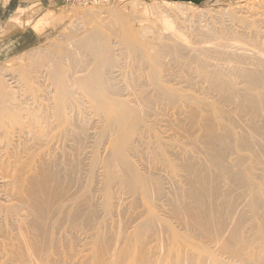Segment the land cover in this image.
<instances>
[{"label":"bare ground","instance_id":"1","mask_svg":"<svg viewBox=\"0 0 264 264\" xmlns=\"http://www.w3.org/2000/svg\"><path fill=\"white\" fill-rule=\"evenodd\" d=\"M166 1H167V4L168 3H174V4L180 3V2H169L168 0H166ZM182 4H181V6H182ZM181 6H179V8ZM174 7H175V5H174ZM159 9H160V7H159ZM262 13H264V12H262ZM109 15H107V16H109ZM115 17H112V18H115ZM162 17H163V19L161 21H163L162 23H163L164 29H166V31H165L166 35L173 40L172 42H175V45H179L180 48H181V46H183V48L190 49L191 51L192 50L195 51L198 48L199 51L200 50L201 51L200 52L196 51L195 54L193 53L194 54L193 59H195V61H197L198 64H199V62H202V61H204V63H205L207 58L209 57L208 56L209 52L208 53L206 52L207 54L203 55L202 51L204 52L205 50L207 51L209 49H207V47H203V46H201L200 48L198 46L197 47L190 46V43H189L190 41L187 42L188 38L186 37L187 38V40H186V38L184 37L185 35L183 36V34L180 33L179 30L177 31L173 28L170 19L166 18L168 16L163 15ZM114 21H113V23H115V25H116V22H114ZM104 22L106 23L105 19H104ZM252 22H254V21H252ZM110 23H112V22L110 21ZM113 23H112V25H113ZM106 25H108V26H106ZM124 25H122V26L124 27ZM258 25L260 26L262 24L259 23ZM88 26H85L87 28H85L83 26L80 29L81 30L80 36L77 35L76 37L69 38L70 40L67 39L68 41H66L65 44L63 42L64 46L60 47V49L57 51V53H55L53 56L42 59V61H40V62L38 61L39 63H35L34 65H31L29 68H25V70L23 69L21 72L18 71V72H20L19 75H15L13 73L0 75V264H264V174H262L264 171H262V173L259 172L260 174L258 173L256 175L255 174L247 175L246 180L248 183H246L245 179H243L245 181V183L248 184L247 186L245 184V187L247 189V190H245L246 192H244V190L242 188L240 190V192L241 191H243V192H242V194L239 193L240 195L238 196V198H236L237 199L236 202L234 201V203H235L234 205H231L233 203H230V207H227L226 209H224L226 207L225 206L222 210L219 209L220 211L218 212V214H214L215 211L213 212V210H212L213 208H211L212 206L207 207L204 204L203 201H205V199L203 200V196H205L204 192H206V195L211 198V196H212L211 192H212V190H214L215 186L214 187H213V185L209 186L208 185L209 183L206 184L207 182H205L204 185L201 183V185H202L201 187L198 184L197 187L198 186L199 187L195 188L193 186V184H194L193 181L191 182V180L194 177L191 176L192 179L190 180L184 174L182 175L181 171H180V173L177 172V168L179 169V167H183L182 169L186 170L184 168H187L190 165L188 166L186 163L181 164L183 162H181V163L179 161L176 162L177 158L170 159L167 156V153L169 151L168 150L169 148L167 149L168 151H166L167 144H168L167 141L171 138V134L167 133V132H169L168 128H167V122L170 121V123L173 124L174 121H173V123L171 122L170 117H169L170 116L169 112H166V107H168L170 105L174 106V104H176V102H177V99L179 100V98H180L179 95L173 94L176 92V90H175V92H170V90H172V87H171V85H170V87H168L169 85H167V81H169L170 78H169V80L166 81L165 79H161L159 77L160 75L158 76V74H160L161 72L157 73V71L154 69H153V71L150 70V76L152 78V83L156 84L154 90H156L157 95L155 96V98H151L154 96H149L146 93L147 91H150V93H151V90H147L144 93L142 91L141 94H139V95L137 94L136 96H131V94H127V92L122 94L123 90H125V89L128 90L127 89V85H128L127 81L125 82L123 80L124 84L126 85L125 86L126 88H124L122 90L121 88H118L117 80L121 77L125 78V76H126L125 73L123 72L124 66L126 64L124 65L123 62L126 60L125 54L127 56V53L123 52L124 48L121 47L119 41L117 42L116 39L114 38V35L116 36L117 31L113 30L112 27L109 25V23L105 24V26L100 25V26H95L93 28H88ZM115 27L116 26H114V28ZM125 27H127V26H125ZM207 27H208V25H207ZM120 28L121 27H119V29ZM144 28L145 27H143V29ZM132 29H134V27ZM145 29L147 30V28H145ZM200 29H202V27ZM224 29H225V27H224ZM241 29H243V28H241ZM80 30H79V32H80ZM125 30L128 31V29H125ZM134 30H136V29H134ZM180 30H181V28H180ZM231 30H233V29H231ZM214 33H215V31H214ZM144 34H145V32H144ZM261 34H262V32H261ZM201 35H203V34H201ZM211 35H213V33ZM217 35H219V34H217ZM117 36H119V35H117ZM207 36H209V35H207ZM214 36H216V35L214 34ZM219 36H217V37H219ZM243 36H244V34H243ZM251 37H253V36L251 35ZM211 38H213V37H211ZM222 38H223V36H222ZM239 38H241V37H239ZM254 38H255V35H254ZM208 39H207V41L210 40V39L209 40ZM228 39L229 38H227V40ZM245 39L246 38H244L243 41H245ZM123 40L124 41H122L121 44H124L125 48H129L128 53L131 54V52H133V50H134V52L136 51L135 47H132L133 44L131 42H133V40L131 39V42H130V39H129L127 34L124 36ZM222 40L223 39H221L220 43H222ZM214 41L215 40H213L212 42H214ZM236 41L237 40H235V42ZM203 42H204V40H203ZM232 42H233V40H231V43ZM251 42H253V41H251ZM143 43L146 44V46H147L146 48L148 49V51L151 54L152 58L154 59L155 63L160 64L161 63L159 61L160 56H161L160 54H162V53L164 54V50H165L164 47L166 45L161 46L162 44L160 42L159 44H161L160 45L161 48L159 50V48H156L155 46H153V44H151V42H149L148 40L146 42L143 41ZM223 43H222V45H223ZM135 44H136V41H135ZM159 44H157V45L159 46ZM210 44H212V43L210 42ZM218 44L219 43H217L216 45H218ZM247 44H248V42H247ZM256 44H257V42H256ZM216 45L214 44L215 47H219L220 44L218 46H216ZM242 45L243 46H241V44L239 45L238 42H237V44H235V43L232 44V46H233L232 51H230L226 48L228 50L227 53L231 54L233 56L237 55L238 57H241V58L243 57V59L245 57L249 60L251 59L252 62H250V63L252 65H256V66L262 65L263 66V63H264V52L263 51H264V49L261 48V51H259V47L256 48L258 50L254 49L253 48L254 43H253V46L251 45L250 48H248L249 45L248 46L244 45V42ZM169 46H170V44H169ZM226 46L228 47V44ZM245 46H247V47H245ZM257 46H259V45H257ZM209 47H211V46H209ZM166 48H168V47H166ZM175 48H176V46H175ZM223 48L221 47V49H223ZM228 48H230V47H228ZM138 49H140V48H138ZM169 49H167V50L169 51ZM173 49H171L172 53L174 51ZM212 49H210V50H212ZM221 49L219 51H223ZM129 50L131 52H129ZM140 50L142 51V49H140ZM171 50L169 51L170 53H171ZM177 52H178V49H177ZM182 52H184V51H182ZM186 52L187 53H185V54H188V50ZM210 52H212V51H210ZM214 52H212V53H214ZM178 53H180V52H178ZM130 54H128V56ZM191 54L192 53H190V56H191ZM224 54L225 53H223V55ZM167 55H169V53ZM215 55H216V53H215ZM217 55H218V53H217ZM231 55H228V56H231ZM32 56H34V55H32ZM128 56H127V59H129ZM144 56H142V57L144 58ZM162 56L164 57V55H162ZM206 56H207V58H206ZM237 56H236V58H237ZM136 57H138V55H136ZM138 58H140V56ZM166 58H167V56H166ZM204 58H205V60H204ZM215 58H216V56H215ZM168 59H170V58L168 57ZM190 59H189V62L191 61ZM208 59H211V58H208ZM225 59H226V54H225ZM135 60H137V59H135ZM146 60L148 61L149 59L147 58ZM230 60L232 61V60H234V58L230 59ZM126 61H125V63H126ZM238 61H240V58H238ZM138 62H140V61L138 60ZM216 62H217V60H216ZM226 62H223V63H226ZM129 63H130V60H129ZM148 63H146V64L148 65ZM165 63H167V62H165ZM190 63H187V65ZM204 63H203V66H204ZM247 63H249V62H247ZM231 64L233 65V63H231ZM236 64H238V63H236ZM236 64H234V65H236ZM239 64L242 65L241 62H239ZM142 65H144V64H142ZM147 65L146 66L144 65V66L146 68H148ZM206 65H207V63H206ZM240 65H236V66L239 68ZM144 66H143V68H144ZM199 66H198V69H199ZM203 66H202V68H203ZM216 66H214V67H216ZM229 66L231 67V65H229ZM246 66H247V64H246ZM220 67H222V65ZM232 68L233 69L231 71L234 70L233 66H232ZM254 68H252L251 66L250 67H242L241 71H240L241 73H242V70H243V72H245L246 77L244 76L245 79L244 78L243 79H244V82L246 83V85L250 89L251 88L255 89L258 87V85L260 86V83L262 84V81L261 82L259 81V79L261 77H262L261 80H263L262 74H260L261 77H258V75H259L258 71L259 70L256 72L254 70ZM198 69H196V70L200 71ZM216 69H217V67L215 69H213V71H216ZM141 70H143V69H141ZM193 70H195V69H193ZM207 70L208 69H206V71ZM209 70H211V68H209ZM223 70H221V71H223ZM256 70H257V68H256ZM124 71H126V70H124ZM165 71H166V69H165ZM234 71H238V70H234ZM135 72H137V71H135ZM240 72H238V73H240ZM199 73H198V75H199ZM208 73H209V71H208ZM227 73L228 72L225 73L226 76H227ZM236 73H235V75L232 76V79L229 76V78L232 80V82L234 79L233 77L235 76V78H236ZM238 73H237V75H238ZM262 73H264V72L262 71ZM140 74H142V73H140ZM193 74H195V73H193ZM214 74L216 75V72L213 73L212 75H214ZM221 74H222V72L220 73V75ZM229 74H231V73H229ZM232 74H233V72H232ZM168 75L170 76V74H168ZM161 76H163V75H161ZM238 76H240V75H238ZM134 77H136V76H134ZM134 77L132 76V78H134ZM171 77H173V76H171ZM203 77L204 76H202V79H203ZM163 78H165V77H163ZM174 78H176V77L174 76ZM177 78H179V76ZM186 78H188V77H186ZM199 78H201V75ZM216 78H219V77H216ZM219 79H221V78H219ZM120 80H122V79H120ZM142 81H143V79H142ZM187 81H189V79ZM214 81H215V78H214ZM216 81H218V79ZM225 81H223V83ZM236 81H238V80H236ZM236 81H235V83H236ZM239 81H240V79H239ZM130 82H132V81H130ZM134 82H135V80H134ZM139 82H141V81H139ZM219 82H220V80H219ZM219 82H217V83H219ZM152 83H151V85H152ZM210 83H211V80H210ZM134 84H138V83H134ZM221 84H222V82H221ZM225 84L227 86H229L228 83H225ZM138 85L140 86L141 84H138ZM138 85L137 86L134 85V86L138 87ZM166 85H167L168 89L165 87ZM41 86H42V88H44V87L49 88L48 89L49 91L47 93H49L50 91L53 93L52 97L54 99V102H53V106H52L53 108H51V109H54L55 114L59 115V117H61L62 119H63L64 113H65L66 106L68 104H69V107L72 106V105L70 106V103L73 102V96L72 95H74V94L75 95L78 94L81 97V99L83 97L82 100H84V103L86 102L87 104H89L88 107H90V109H92L94 112H96L97 114H100L104 117V119H102L103 120L102 124L101 125L99 124L100 125L99 130L96 132H90L92 130H90V131L87 130V131H89L88 134H86V132H85L86 128H84L85 131L83 129L85 122H84V125H83V123H81L82 121L79 122L80 124L83 125L82 126L83 130L81 129L80 131H84V133L87 135L86 142H85V143H87V145L84 144V146H87L88 149H90L88 151L89 152L88 157L90 158L89 160L91 161V163H93V165H94V163L95 164L99 163V165L101 167L99 169V171L97 170L98 172L96 171V173H95V171H93L92 168L89 169V167H88L90 173L88 174V177L86 180L83 179L85 181V183H81V189H84L86 191L91 190L93 192L92 197H94L93 198L94 202L91 201L94 203L93 204L94 205V207H93L94 216H93V218L91 217L93 219V221H91V224H89V229H88L89 231L87 229H86L87 231L86 230L80 231L81 229L79 231H68L70 229L68 228V226L66 227V223H64L65 217L67 216V218H68V216L70 217V216H72V214L74 216H77V213H78V216H80L79 215L80 210L83 208H80V206H79L80 204L73 206L72 203H71V205L65 203L64 199H66V198L63 199V197H62L63 200L60 199V196H62V194H61L62 192L60 193V196L57 193V196L59 198L54 197V199H53V197H52L53 194H51V191H50L51 185L49 188L48 183L45 181L47 178L46 177L47 175L45 176V174L49 171L48 170L49 167H47V165L44 164L45 162L47 163V161L44 162V159L46 158V156L44 155L45 157H43V155H42V158L40 156L37 158V156H38V154H36L37 151L35 152L34 150H33L34 152L32 154L30 152V154L28 156H27V154H26V156H20L17 154L18 151L16 153L13 152L15 143L17 145V143L22 141V139H24V140L26 139L27 141L29 139L32 141L35 140L34 142H36V140L39 138L38 137L39 131L35 130V129L34 130L31 129V128H29V126H32L34 124V120H33V118L30 117V115L32 112L37 111V110H35L36 108L34 109V106H35L34 104L36 103V102L34 103V101H35L36 95L39 91V87H40V89H42ZM145 86L146 85L144 84V88H145ZM181 86H180V88H181ZM189 86H188V88H190ZM130 87H129V89H130ZM186 87H187V85H186ZM212 87H213V85H212ZM146 88H147V86H146ZM184 88H182V89H184ZM220 88L221 87L218 85V89H220ZM224 88H225V86H224ZM235 88H237V87L236 86L233 87V89H235ZM259 88H261V86ZM262 88H264V87H262ZM119 89H121V90H119ZM133 89H135V87H131V91H133ZM174 89L175 88H173V90ZM229 89H232V88H229ZM142 90H144V89H142ZM217 91H219V90H217ZM244 91H247V90L244 89ZM262 91H264V90L262 89ZM43 92H44V90H43ZM43 92L40 94H43ZM139 92L140 91H138L137 93H139ZM177 92L180 93L181 91L180 92L177 91ZM243 92L241 91L240 94H242ZM152 93H153V91H152ZM152 93H151V95L155 94V93L154 94H152ZM181 93H183V92H181ZM191 93H193V92L191 91ZM205 93H204V95H205ZM220 93H223V92H220ZM235 93H238V90ZM235 93H234V96H235ZM257 93H259V92H257ZM261 93H263V92H261ZM185 94H187V96H188L189 92L183 93L184 96H185ZM228 94H230L229 91H228ZM190 95H192V94H190ZM195 95H196V93H195ZM197 95H198V93H197ZM223 95H225V94H223ZM245 95H246V92H245ZM254 95H255V93H254ZM42 96H43V98L47 97V96L44 97V95H42ZM199 96H201V95H199ZM237 96H236V98H237ZM192 97H194V96H192ZM192 97H191V99H192ZM238 97H240V96H238ZM30 98H32V101H33L32 104H28V102H27V100ZM40 99L41 98H39V100ZM184 99L186 100V98H184ZM214 99L216 100V97ZM248 99L246 100V97H245L246 101H248ZM250 99H251V97H250ZM50 100L51 99H49V101ZM164 100H168V102H166L167 103L166 106L164 105L165 107H161V108L157 109V108H154L151 106L152 105L151 103L153 101L155 103L156 102L159 103L160 101L163 102ZM210 100H211V98H210ZM223 100H224V97H223ZM233 100H234V98L232 99V102H233ZM235 100H237V99H235ZM263 100H259V101H263ZM46 101L48 103H52V102H49L48 99ZM198 101H200V100H198ZM238 101H239V98H238ZM189 102H191V101H188V103ZM206 102H208V100ZM221 102H222V99H221ZM256 102H257V100H256ZM40 103H41V101H40ZM190 104H187L188 105L187 107H190ZM228 104H229V100H228ZM234 104H236V103H234ZM262 104H264V102ZM262 104L260 106H263ZM212 105H213V103H212ZM224 105H222V106H224ZM250 105H252V104L250 103ZM80 106L81 105L79 104L78 107H80ZM153 106H155V105H153ZM210 106H211V104H210ZM210 106L208 105V107H210ZM222 106L220 107L218 105L217 106L213 105V106H211L212 107L211 109L209 108V110L213 111V115H215V117L224 119L226 117V115L222 111ZM227 106L225 105V107H223V109L224 108L227 109ZM231 106L235 107L233 105H231ZM231 106L229 105V107H231ZM246 106H243V108ZM192 107H194V106H192ZM204 107H205V105H204ZM239 107H240V103H239ZM249 107L251 108L253 106H249ZM247 108H245V109H247ZM45 109H47V107ZM85 109H87V108L85 107ZM189 109H188V111H190ZM257 109L259 110V108H257ZM174 110L176 111L175 108H174ZM181 110L182 109H180V108L178 109L177 116H179V114H181ZM227 110H226V112H227ZM258 110L256 112L259 114ZM263 110H264V107H263ZM67 111H69L68 108H67ZM75 111H76V109H75ZM183 111H185V110H183ZM212 111H210L211 114H212ZM250 111H252V110L250 109ZM85 112H86V110H85ZM192 112H193V110H192ZM200 112L201 111H199V113ZM206 112H208V111H206ZM230 112H232V111H230ZM240 112H242V111H240ZM244 112H247V110ZM76 113H78V112L76 111ZM186 113H188V112H186ZM233 113L236 114V116L233 115V117L235 116V117L239 118L241 115L238 112L239 113V117H238L237 112L236 113L233 112ZM46 114L47 113H45V115ZM193 114H192V116H193ZM211 114H209L210 117L212 116ZM245 114H244V116H242L243 118L241 117L242 119H244V117L246 116ZM70 115L73 117L72 114H70ZM100 115H97V116H100ZM172 115H174V114L171 113V116ZM206 115H208V114H206ZM229 115H230V113H229ZM256 115H255V118H257ZM46 116H48V115H46ZM51 116H53V115H51ZM74 116H77V115H74ZM200 116H203V115H200ZM247 116H249V115H247ZM90 117H91V115H90ZM195 117L193 120L197 121L198 119L196 120ZM250 117H251V119L254 118V117H252V114ZM260 117L262 118V116H260ZM44 118H46V117L44 116ZM55 118L57 121L58 118L57 117H55ZM76 118H74V119H76ZM80 118H82V117H80ZM190 118H191V116H190ZM202 118H204V117H200V121ZM212 118H213V116H212ZM46 119L48 120L47 122H50L48 117ZM179 119H180V117L177 120H179ZM228 119H229V116H228ZM181 120H180V122H181ZM184 120L187 121L186 118H184ZM184 120H182V121L185 122ZM215 120H220V119H214V121ZM54 121H55V119H54ZM58 121L60 122V119ZM66 121L69 122V120H66ZM210 121H211V119H210ZM234 121H232V122H234ZM236 121H237V124L238 123L240 124V122H241V121L239 122L238 120H236ZM42 122L44 123V120ZM42 122L40 120L41 124H43ZM47 122L44 125H47ZM219 122L221 123V121H219ZM225 122H223V123L225 124ZM254 122L256 124V120ZM254 122H253V124H254ZM259 122H257V124ZM52 123L53 122H51V124ZM92 123H94V122L92 121ZM177 123H178V121H177ZM187 123L190 124V122H187ZM216 123L218 124V122H216ZM243 123H242V125H243ZM246 123L248 124L250 122H246ZM61 124H63V123H61ZM68 124H70V122ZM251 124L252 123H250V127L248 129L251 132V134L249 133L250 135H252V133L258 132V129L255 127L257 124L256 125L255 124L251 125ZM72 125H71V127L74 128V126H72ZM77 125L78 124H76V126ZM86 125H87V123H86ZM193 125H194V123H193ZM193 125L190 124L188 126V128L190 126H193ZM197 125L200 126V122ZM263 125H264V123H263ZM93 126H94V124H93ZM194 126H196V122H195ZM207 126L208 127H206V130L210 135L214 131L213 130L214 128L211 127L209 124ZM240 126H241V124L239 125V127H237V125L236 126L235 125H228L227 126L228 128H226V130H225L227 133L226 132H224V133H226L228 138H230L229 137L230 135H231V137H232V135H235L234 134L235 128L236 127L241 128ZM247 126L245 125V127H247ZM50 127H55V126L50 125ZM68 127H70V126H68ZM170 127H171V125H170ZM173 127L179 128L180 126L177 127L174 125ZM173 127H171V129ZM215 127H216V125H215ZM219 127H217V129ZM245 127H242V129L241 130L239 129V130L245 131ZM259 127H261V126H259ZM222 128H223V125H222ZM57 129H56V132H57ZM64 129L65 128L63 127V130ZM76 129H78V128H75V131L72 130L73 132H75L74 135L77 134ZM79 129H78V131H79ZM95 129H96V127H95ZM194 129L195 128L193 127V130ZM199 129H200V127H199ZM224 129H225V127H224ZM49 130H51V129H49ZM61 130H62V128H61ZM172 130H174V129H172ZM196 130H197V128L195 129V131ZM239 130L237 131L238 132L237 136H239V134H240ZM215 131H216V129H215ZM215 131L213 133H215ZM222 131H224V130L222 129ZM49 132L50 131H48V133ZM180 132H181V130H180ZM182 132H183V130H182ZM184 132H185V129H184ZM216 132H218V131H216ZM220 132H218V133H220ZM243 132H241V133H243ZM262 132H263V129H262L261 133ZM45 133H47V131ZM82 133L83 132H81V134ZM190 133H189V135H190ZM197 133L198 132L196 131V134ZM49 134H51V133H49ZM68 134L66 133V135H68ZM81 134L79 137H81ZM63 135H65V134L63 133ZM185 135L188 136V133L187 134L185 133ZM209 135H206V137ZM216 135H218V134H216ZM246 135H248V134L246 133ZM255 135H256L255 137L259 138L257 136V134H255ZM261 135H264V134H260L259 136H261ZM46 137H48V136H46ZM51 137H53V136H51ZM79 137L77 136L76 139ZM206 137H203L204 140ZM250 137H248V139ZM255 137L250 138L249 140L243 139V137H241V138H242V140H248L249 144H250V142L252 141L251 139H254ZM27 138H29V139H27ZM43 138L44 137H42V139ZM48 138H50V137H48ZM63 138H64V136H63ZM83 138H84L83 140H85V136ZM182 138H183V136L179 139L181 140ZM193 138H195V137L193 136ZM208 138H207V140L209 141L211 138H209V139ZM215 138L218 139V136ZM219 138H223V137H219ZM73 139H75V138L73 137L72 141H73ZM81 139L80 140L77 139V140L81 141ZM174 139H175V137H174ZM234 139H233L234 143L231 141H228V143H227L228 147H229V142H231V143H233L231 145L234 146V149L242 150V151L243 150L249 151L252 148L250 146L257 143L256 141H255V143L252 141L253 144H251L249 146L248 143L245 144V143L239 142L237 140L234 141ZM237 139H239V138H237ZM69 140H71V139H69ZM176 140H178V139H176ZM220 140H222V139H220ZM225 140L227 141V139H225ZM261 140H262V137L260 139V142H261ZM170 141H171V139H170ZM193 141H194V139H193ZM73 142L76 143V140ZM181 142H183V141L181 140ZM185 142H186V140H185ZM190 142H192V140H190ZM262 142H264V141H262ZM80 143L78 142V144H80ZM83 143H84V141H83ZM170 143H172V142H170ZM36 144H38V143H36ZM59 144L60 143H58L57 145L59 146ZM78 144H75V146L76 145L78 146ZM186 144H188V142ZM196 144H197V142H196ZM196 144H195V146H196ZM258 144L259 143H257V145ZM21 145H22V142H21ZM32 145H34V143ZM43 145H45V144H43ZM137 145H139V146L141 145V147L147 146V148H145V149H148V152H149V149L151 148L152 149L151 153L155 152V154L158 156L157 159L155 157L157 163H155L154 166L151 167L153 169H149V171H148L145 168V164L143 162L144 160L142 161L141 158L138 159L139 162L134 161V159H135L134 157H133L134 158L133 160L130 158V156H133L134 154H136V152L139 154L138 148H140V147H138ZM214 145H215V143H214ZM231 145H230V147H231V149H233V147ZM261 145L262 144H260V147L262 148L264 143L262 146ZM24 146H26V144ZM72 146H73V144H72ZM180 146H182V145H180ZM255 146H256V144H255ZM255 146H253V148L256 149ZM20 147H23V146H20ZM52 147L53 146H51V149H52ZM202 147H203V145H202ZM257 147H259V146H257ZM15 148H17V147H15ZM46 148H48V147H46ZM74 148L75 147L73 146V149ZM184 148H181V149H184ZM208 148L210 151L209 154L211 152L214 153L212 159H213V161H214L213 163L215 165L223 166V164L225 165V163H229V165L232 164V165H234V166L236 165L238 167L242 163L243 159H241L242 158L241 156H236L234 154V156L231 155L232 157L229 158L230 153L228 155L224 154V152H221L223 150H221L220 148H219L220 150L216 151V152H215L214 146H211V144L208 146ZM263 148H264V146H263ZM25 149H27V148H24L23 150L25 151ZM65 149L66 148L63 147L61 152L63 153V150L67 152V150H65ZM77 149L79 150V147ZM151 149H150V151H151ZM206 149H207V146H206ZM206 149H202V151L206 150ZM23 150H21L22 152L21 153L19 152V153L22 154L24 152ZM30 150L32 151V149H30ZM78 150L74 151L75 154H76V152H78ZM81 150H83V147ZM81 150H80V152H81ZM171 150H172V147H171ZM193 150H195V149L193 148ZM257 150L260 151V149H258V148H257ZM42 151H43V149H42ZM224 151H225V149H224ZM254 151L255 150H253V152ZM258 151H256V152H258ZM46 152L48 153V151H46ZM71 152H73V151H71ZM143 152H144V150H143ZM229 152H231V150H229ZM243 152H245V151H243ZM250 152H252V151H250ZM25 153H27V152H25ZM28 153H29V151H28ZM51 153L53 155H55L54 150ZM78 153L76 154V155H78L77 158L79 157V155H81L82 152L80 154H78ZM171 153H172V151H171ZM175 153H176V151H175ZM185 153H188V150H186ZM200 153L201 152H199V154ZM24 154H22V155H24ZM41 154H42V152H41ZM100 154L103 156V158H100ZM149 154H150V152H149ZM181 154H183V153H181ZM189 154H190V151H189ZM206 154L208 155V153H206ZM231 154H232V152H231ZM253 154H254V156H255V154L257 156V153H252V155ZM261 154H260V157H262V159L259 156H257V157L260 158L259 160H261V161L263 160V163H264V158H263L264 156H262ZM58 155H60V152L57 153V156ZM67 155H70V152ZM142 155H145V154H142ZM142 155H141V157H142ZM151 155L144 156V159H145V157H148V156L151 157ZM203 155L205 156V154H203ZM210 155H212V154H210ZM238 155H239V153H238ZM244 155H247V154H244ZM85 156L87 157V155H85ZM171 156L169 155V157H171ZM177 156H179V155H177ZM184 156H186V155H184ZM195 156H197V155H195ZM204 156L201 155L200 157L201 158L203 157V159L205 160ZM173 157H176V156L173 155ZM244 157L245 156H243V158ZM58 158H59V156H58ZM58 158L54 159V157H53V159H51V160H55L54 162H58V164H59V162L62 160V158H59V159H61L60 161ZM77 158H74V153H73V159L77 160ZM136 158H137V156H136ZM179 158H181V157H179ZM194 158H196V157H194ZM201 158H200V161H201ZM42 159H43V163H42ZM67 159H69V157ZM245 159H246V157H245ZM76 160H75V162H76ZM82 160H84V159H82ZM89 160H88V162H89ZM250 160H251V158H250ZM252 160L254 161V159H252ZM261 161H259V162H261ZM48 162H49V160H48ZM52 162L53 161H51V163ZM66 162H67V160H65V165H66ZM68 162H69V160H68ZM73 162H71L70 164H72ZM195 162H193V163H195ZM203 162H205V161H203ZM259 162H257V163H259ZM80 163H82V161H80ZM91 163H90V165H91ZM149 163L151 164L153 162H149ZM206 163H207V161H206ZM210 163H212V161ZM248 163H247V166L250 165V164L248 165ZM73 164H75V163H73ZM77 164H79V163H77ZM191 164H192V161H191ZM195 164H192V165H195ZM200 164H201V162H200ZM52 165H53V163H52ZM61 165H63V164H61ZM85 165L90 166V165L86 164V162H85ZM202 165L200 167H202ZM207 165H208V163H207ZM257 165H259V164H257ZM75 166H76V164H75ZM80 166H81V164H80ZM80 166H79V168H80ZM211 166H214V165H211ZM255 166H256V163H255ZM260 166H259V168H260ZM53 167L58 168L55 166H53ZM148 167H150V165ZM191 167H193V166H191ZM209 167H210V165H209ZM216 167L217 166H215L214 168L216 169ZM250 167L248 170H251ZM257 167H254V168H257ZM51 168H52V166H51ZM59 168H61V166ZM214 168L212 169L213 172L215 170ZM66 169L64 168V170H66ZM69 169H71V168H69ZM217 169H218V167H217ZM261 169H263V168H261ZM188 170H189V168H188ZM204 170H202V171H204ZM232 170H234V168ZM57 171H58V169H57ZM77 171H79V170L76 169L75 174L77 173ZM83 171L85 172L86 170H83ZM196 171L198 172L199 170H196ZM217 171L218 170H216V172ZM220 171H221V168H220ZM239 171H240V169H239ZM243 171H244V169H243ZM257 171H261V170L259 169ZM206 172H207V170H206ZM227 172H225V173H227ZM251 172H253V171L251 170ZM61 173H63V172H61ZM184 173H186V171ZM53 174H55L54 171H53L52 175ZM79 174H80V172H79ZM190 174L193 175V173H191V172H190ZM220 174H223V173H220ZM228 174H230V173H228ZM52 175H50L51 180H52ZM63 175H64V173H63ZM202 175H203V172H202ZM223 175H225V177H226L227 174H223ZM231 175L235 176V174H233V172ZM81 176L83 178V175H81ZM167 176H169V178ZM215 176H216V174H215ZM222 176H221V178H222ZM241 176L242 175H240L239 178H241ZM50 177H49V180H50ZM58 177L59 176H57L56 179H58ZM60 177H62V175ZM201 177H203V176H200L199 178H201ZM231 177L233 178V176H231ZM239 178H238V180H239ZM59 179H61V178H59ZM66 179H68V178L66 177ZM76 179H77V177H76ZM164 179H166V181L168 180V182L169 181L172 182L171 183V185H173L172 190L171 189L169 190V188H170L169 185H168L169 188L166 191L163 189L166 187H163V188L161 187V184H164L163 181L165 182ZM209 179H210V176H209ZM226 179H228V178H226ZM205 180H206V178H205ZM200 181H203V179ZM208 181L211 182V180H208ZM225 181L227 182V180H224L223 182H225ZM229 181H230V178H229ZM241 181H242V179H241ZM50 182H52V181H50ZM58 182H60V180ZM213 182L214 181H212V183ZM217 182H218V179H217L216 183ZM232 182H230V183H232ZM69 183L71 184L70 181H69ZM49 184H51V183H49ZM76 184H79V183H76ZM219 184L221 187L220 182H219ZM219 184H217V185H219ZM226 184L228 185V183H226ZM63 185H65V184L63 183ZM165 185H167L166 182H165ZM237 185H240V184H236L235 188H237ZM54 186L56 187V184ZM73 186H75V185H73ZM231 186H233V185H231ZM154 187H156V189H157V190H154V191H156V193L158 195L157 198L154 197V196H156V194H154V196L151 195L152 191L150 193V190L152 188L154 189ZM63 188H65V187H63ZM72 189H73V187H72ZM77 189H79V188H77ZM176 189L177 190L179 189V191L181 190V194H180L181 196H186L187 199L190 200V201L186 200V201L190 202V203L188 202L189 205H188V203L186 204L184 202L185 204H183L181 202L180 196L178 195L179 192L177 193V192L173 191ZM62 190H64V189H62ZM84 190L82 193L80 190V193L77 192L74 195L71 194L72 199L74 198L76 201H78L80 203L82 200H84L86 194L88 193V192L86 193ZM65 191H67V190H65ZM68 191H69V189H68ZM68 191L65 194H63L64 197L65 196L67 197ZM70 191H71V189H70ZM138 191H139V193H142L144 204H142V206H141L140 202L142 199L140 198L141 200H139L138 203L140 204L141 208L138 209L135 207L136 209H138V211L136 213H129L128 208H130L131 205H130V203H128L129 206H127L128 205L127 204L128 198L132 197V195L137 194ZM215 191H217V190H215ZM221 191H222V189H221ZM223 191H224V189H223ZM220 192H219V194H220ZM237 192L238 191H236V193ZM233 194L235 196V192ZM221 195H222L221 198L223 197L224 199H226L228 196V191L222 192ZM54 196H55V194H54ZM128 196H130V197H128ZM140 196H141V194H139L138 197H140ZM228 197H230V193H229ZM231 197H232V192H231ZM69 198H70V200H72L70 197V194H69L68 199ZM162 198L163 199L165 198L163 200V202L157 203L158 200L162 199ZM208 198H207V200H208ZM219 198H220V196H219ZM86 199H87V197H86ZM132 199H134V198L132 197ZM136 200H138V199H136ZM156 200H157V202H156ZM216 201H217V199H216ZM73 202L75 203V201H73ZM78 202H76V204ZM86 202L88 203V201H85V203ZM218 202H220V200H218ZM82 204H83V202H82ZM134 204H133V207L137 205V204L136 205H134ZM216 204H218V203H216ZM228 204H229V201H228ZM83 205H85V204H83ZM220 205H221V203H220ZM226 205H227V203H226ZM81 207H82V205H81ZM214 207H216V206H214ZM220 207L222 208V206H220ZM246 207L250 209V211H248L249 209L248 210L246 209L248 211V213L249 212L251 213V214L249 213V216L247 215V217H245L242 214V213H244L243 210H245ZM72 208H73V210L75 208V211H72ZM135 208H133L131 210H135ZM85 209H86V205H85ZM87 210L90 211V209H87ZM217 210H218V208L216 209V211ZM70 211H72L74 213H71ZM247 211H245L246 212L245 214H247ZM81 212H82V210H81ZM91 212H89V213H91ZM223 212H224V214H223ZM87 213L88 212H86V214ZM92 214L93 213H91V215ZM225 214H227V215H225ZM83 216H84V213H83ZM87 219L89 220L88 217H87ZM87 219H85V220H87ZM73 220H74V218H73ZM65 221H68V220L66 219ZM68 224H70V222ZM76 224H78V223H76ZM83 224H85V223H83ZM87 224H86V227H88ZM71 227H72V225H71ZM67 228H68V230H67ZM82 229H84V228H82ZM74 230H76V229H74Z\"/></svg>","mask_w":264,"mask_h":264},{"label":"rangeland","instance_id":"2","mask_svg":"<svg viewBox=\"0 0 264 264\" xmlns=\"http://www.w3.org/2000/svg\"><path fill=\"white\" fill-rule=\"evenodd\" d=\"M169 2H180V3H177V4H174V3H168L167 4V1L166 0H68V2L63 6V7H61V9L59 10V11H57L56 12V14H54L53 12L52 13H50V15H48V17H47V19L45 20V22H44V24L40 27V28H37V29H39L40 31H43V33L41 34V36L40 37H38V38H35V40H34V42H32V43H30V44H21V45H18V44H16V43H13L11 40H12V38L15 36V34L18 32V27H16L15 26V24L16 23H18V24H21V22H20V20H18V16L21 14V13H29V15L30 14H32L31 12H26L24 9H20V10H18V11H15V10H13V11H11V17H12V19L13 20H11L12 22H11V24L8 26V27H3V28H0V75H5V74H9V73H13V74H15V75H19L20 74V72L24 69L25 70V68H29L31 65H34L35 63H39L40 61H42V59H45V58H47V57H50V56H53L55 53H57V51L60 49V47H62V46H64V44L66 43V41H68L67 39H69V38H72V37H76L77 35L78 36H80L81 35V28L84 26H88L89 24V26H88V28H93V27H95V26H100V25H103V26H105V24H108L109 23V25L111 26L112 25V23H113V21L114 22H116V25H115V23H113V25L114 26H116L115 28H114V26L112 25L111 27H112V29L113 30H116L117 31V34H116V36L114 35V38L116 39V41L118 42L119 41V43H120V46L121 47H123L122 49H123V52L125 53H127V56H128V54H130V53H128V49L129 48H125V46H124V44H121L122 43V41H124L123 39H124V36L127 34L128 35V37H129V39H130V42H131V39L133 40V42H131L132 44V47H135V52H134V50H133V52H131L130 50H129V52H131V54L128 56V58L129 59H127V56H126V54H125V58H126V63H125V61L123 62V64L125 65L124 66V69H123V72L125 73V78H119L118 80H117V83H118V88H121L122 90L124 89V88H126L125 86V84H124V81L126 82L127 81V89L128 90H123V93L122 94H124V93H126L127 92V94H131V96H136L137 94L139 95V94H141V92L143 91V93L144 92H146L147 90H151V93H152V91H153V93L152 94H154V95H151V93H150V91H147L146 93L149 95V96H154V97H151V98H155V96L157 95V93H156V90H154V88H155V86H156V84H154V83H152V78H151V76H150V70L151 71H153V69L154 70H156L157 71V73H160V74H158V76L161 78V79H165L166 81L167 80H169V78H170V80L169 81H167V85H169L168 87H170V85H171V87H172V90H173V88H175L173 91L172 90H170V92H175V90H176V92L175 93H173V94H176V95H179L180 96V98H179V100L177 99V102H176V104H174V106L173 105H170V106H168V107H166V112H169V117H170V120H171V122L173 123V121H174V123L173 124H171L170 123V121L169 122H167V128H168V131L169 132H167V133H169V134H171V141H170V139L167 141V148H166V151H168V153H167V156H168V158H170V159H174V158H177V160H176V162H183V163H181V164H184V163H186L189 167H187V168H184V169H186V170H183L182 168L183 167H179V169L177 168V172L178 173H180V171H181V173H182V175L184 174L186 177H188L190 180L192 179L191 178V176L192 177H194L192 180H191V182L193 181V186L195 187V188H198L199 186L201 187L202 185H201V183L204 185L205 184V182H207L206 184H208L209 186L210 185H213V187L215 186V188H214V190H212V196H211V198L209 197V196H207L206 195V192H204V194H205V196H203V200L205 199V201H203L204 202V204L207 206V207H211V208H213L212 210H213V212L215 211V213L214 214H218V212L220 211L219 209H223L225 206V208L224 209H226L227 207H230V203H233V204H231V205H234L235 203H234V201L236 202V198H238V196L240 195L239 193H241L242 194V192L243 191H241L240 192V190L243 188V190H244V192H246L245 190H247L246 189V187H245V184L246 183H248L247 182V175H251V174H258L259 172L260 173H262V171H264V163H263V160L261 161V160H259L260 158L262 159V157H260V154L262 155V156H264V148H263V143L264 142H262V141H264V135H261V136H259L260 134H264V125H263V119H264V110H263V107H264V104H262L263 102H264V91H262V89L264 90V88H262V87H264V73H262V71L264 72V63H263V66L262 65H260V66H256V65H252L250 62H252V60L250 59H247L246 57L243 59V57L241 58V57H238L237 55H235V56H233V55H231V54H228L227 53V51L228 50H230V51H232V44H237V42L239 43V45L241 44V46H243L242 44H243V42H244V45H249V47L248 48H250L251 47V45L253 46V43H254V46H253V48L254 49H256V48H258L259 47V51H261V48L262 49H264V13H262V12H264V0H202V1H200V2H194V1H191V0H168ZM156 2V3H155ZM158 2V3H157ZM183 3V4H182ZM263 3V4H262ZM181 4H182V6H181ZM185 4V5H184ZM241 4V5H240ZM157 5V6H156ZM169 5V6H168ZM174 5H175V7H174ZM172 6V7H171ZM179 6H181L180 8H179ZM262 6V7H261ZM123 7V8H122ZM159 7H160V9H159ZM177 7V8H176ZM162 9V10H161ZM181 10V11H180ZM239 10V11H238ZM161 11V12H160ZM163 11V12H162ZM248 12V13H247ZM256 14H255V13ZM43 13L44 12H42V13H40L41 15L40 16H43ZM91 13V14H90ZM106 13V14H105ZM112 13V14H111ZM164 13V14H163ZM255 15H254V14ZM110 14V15H109ZM243 14V15H242ZM247 14V15H246ZM107 15H109V16H107ZM116 17H115V16ZM163 15H167L168 17H166L167 19H170V21H171V23H172V26H173V28L175 29V30H179L180 31V33H182L183 34V36L186 38H188V40H187V38H186V40H187V42H189L190 43V46H192V47H201V46H203V47H207V49H209V50H205L204 52L202 51V54L203 55H206L208 52V58H211V59H208L207 58V56H206V58H207V60H206V62L204 63V61H202V62H199V64H198V62L197 61H195V59H193V57H194V54H195V52L197 51V52H200L199 51V49L197 48L195 51L194 50H190V49H186V48H183V46H181V48H180V46L179 45H175V42H172L173 40L170 38V37H168L167 35H166V29H164V26H163V21H161L162 19H163ZM253 15V16H252ZM100 16V17H99ZM112 17H115V18H112ZM162 17V18H161ZM170 17V18H169ZM38 18H39V16L38 17H35V20H33V22L34 21H36V20H38ZM105 19V21H106V23L104 22V19ZM118 18V19H117ZM261 18V19H260ZM32 19V16H28L27 18H26V20H24V23H30V20ZM102 22H100L99 20ZM107 19V20H106ZM110 19V20H109ZM98 20V21H97ZM93 21V22H92ZM110 21L112 22V23H110ZM118 21V22H117ZM249 21V22H248ZM252 21H254V22H252ZM261 21V22H260ZM108 22V23H107ZM14 23V24H13ZM92 23V24H91ZM242 23V24H241ZM246 23V24H245ZM262 24V25H258V24ZM94 24V25H93ZM99 24V25H98ZM125 24V25H124ZM250 24V25H249ZM255 24V25H254ZM118 25V26H117ZM122 25H124V27L122 26ZM207 25H208V27H207ZM223 25V26H222ZM241 25V26H240ZM92 26V27H91ZM106 26H108V25H106ZM125 26H127V27H125ZM119 27H121L120 29H119ZM134 27V29H136V30H134V29H132ZM143 27H145V28H147V30L144 28L143 29ZM202 27V29H200ZM224 27H225V29H224ZM232 27V28H231ZM246 27V28H245ZM85 28H87V27H85ZM180 28H181V30H180ZM241 28H243V29H241ZM252 28V29H251ZM119 29V30H118ZM125 29H128V31H126ZM139 29V30H138ZM207 29V30H206ZM228 29V30H227ZM231 29H233V30H231ZM79 30H80V32H79ZM143 30V31H142ZM164 30V31H163ZM209 30V31H208ZM221 30V31H220ZM230 30V31H229ZM241 30V31H240ZM244 30V31H243ZM253 30V31H252ZM132 31V32H131ZM140 31V32H139ZM142 31V32H141ZM198 31V32H197ZM206 31V32H205ZM212 31V32H211ZM214 31H215V33H214ZM233 31V32H232ZM138 32V33H137ZM144 32H145V34H144ZM150 32V33H149ZM203 32V33H202ZM221 32V33H220ZM243 32V33H242ZM254 32V33H253ZM261 32H262V34H261ZM124 33V34H123ZM140 33V34H139ZM143 33V34H142ZM164 33V34H163ZM206 33V34H205ZM213 33V35H211ZM226 33V34H225ZM248 33V34H247ZM260 33V34H259ZM132 34V35H131ZM139 34V35H138ZM142 34V35H141ZM201 34H203V35H201ZM214 34L216 35V36H214ZM217 34H219V35H217ZM230 34V35H229ZM243 34H244V36H243ZM257 34V35H256ZM117 35H119V36H117ZM130 35V36H129ZM144 35V36H143ZM157 35V36H156ZM164 35V36H163ZM207 35H209V36H207ZM247 35V36H246ZM251 35L253 36V37H251ZM254 35H255V38H254ZM260 35V36H259ZM262 35V36H261ZM200 36V37H199ZM213 37V38H211V37ZM217 36H219V37H217ZM222 36H223V38H222ZM163 37V38H162ZM229 38L228 40L230 41H228L227 40V38ZM239 37H241V38H239ZM210 40H209V39ZM219 38V39H218ZM244 38H246L245 39V41H243L244 40ZM253 38V39H252ZM66 39V40H65ZM207 39L209 40V41H207ZM218 41H217V40ZM221 39H223L222 40V43H223V45H222V43H220L221 42ZM226 41H225V40ZM237 40L236 42H235V40ZM257 39V40H256ZM64 40V41H63ZM70 40V39H69ZM149 41V42H151V44H153V46H155L156 48H159V50H160V45L161 46H165L164 48H165V50H164V54L162 53V54H160L161 56H160V59H159V61L161 62L160 64H157V63H155V61H154V59L152 58V56H151V54L149 53V51H148V49L146 48L147 46H146V44L145 43H143V41ZM202 40V41H201ZM203 40H204V42H203ZM213 40H215L214 42H212ZM231 40H233V42L231 43ZM242 40V41H241ZM250 40V41H249ZM135 41H136V44H135ZM206 41V42H205ZM251 41H253V42H251ZM259 41V42H258ZM261 41V42H260ZM63 42H64V44H63ZM138 42V43H137ZM161 42V44H159ZM167 42V43H166ZM203 42V43H202ZM208 42V43H207ZM210 42L212 43V44H210ZM247 42H248V44H247ZM256 42H257V44H256ZM62 43V44H61ZM159 44V46L157 45V44ZM164 43V44H163ZM166 43V44H165ZM192 43V44H191ZM217 43H219L218 45H219V47H215L214 46V44L216 45ZM228 44V47H230V48H228L226 45ZM230 43V44H229ZM250 43V44H249ZM140 44V45H139ZM145 44V45H144ZM169 44H170V46H169ZM203 44V45H202ZM226 44V45H225ZM123 45V46H122ZM138 45V46H137ZM172 45V46H171ZM196 45V46H195ZM218 45H216V46H218ZM257 45H259V46H257ZM175 46H176V48H175ZM209 46H211V47H209ZM213 46V47H212ZM247 46H245V47H247ZM142 47V48H141ZM166 47H168V48H166ZM174 49H173V48ZM178 47V48H177ZM209 47V48H208ZM215 47V48H214ZM221 47L223 48V49H221ZM138 48H140V49H142V51L140 50V49H138ZM170 48V49H169ZM213 48V49H212ZM228 50H227V49ZM167 49H169V51L171 50V49H173L174 51H173V53H172V50H171V53L167 50ZM177 49H178V52H180V53H178L177 52ZM183 49V50H182ZM210 49H212V50H210ZM223 50V51H219V50ZM51 50V51H50ZM138 50V51H137ZM188 50V54H185V53H187L186 51ZM226 50V51H225ZM256 50H258V49H256ZM140 51V52H139ZM182 51H184V52H182ZM210 51H212V52H214V53H212V52H210ZM225 51V52H224ZM52 52V53H51ZM144 54H143V53ZM207 52V53H206ZM264 52V51H263ZM51 53V54H50ZM137 53V54H136ZM166 53V54H165ZM169 53V55H167ZM178 53V54H177ZM190 53H192L191 54V56H190ZM194 53V54H193ZM205 53V54H204ZM215 53H216V55H215ZM217 53H218V55H217ZM220 53V54H219ZM223 53H225L226 54V59H225V54L223 55ZM37 54V55H36ZM146 54V55H145ZM32 55H34V56H32ZM43 55V56H42ZM136 55H138V57L140 56V58H138V57H136ZM144 56V58L142 57V56ZM162 55H164V57L162 56ZM182 55V56H181ZM213 55V56H212ZM228 55H231V56H228ZM134 56V57H133ZM149 56V57H148ZM166 56H167V58H166ZM191 58H189V57ZM212 56V57H211ZM215 56H216V58H215ZM236 56H237V58H236ZM28 57V58H27ZM149 59L148 61L146 60L147 58ZM168 57L170 58V59H168ZM173 59H172V58ZM205 57V56H204ZM223 57V58H222ZM228 57V58H227ZM177 58V59H176ZM188 58V59H187ZM215 58V59H214ZM220 60H218V59ZM234 58V60H230V59H233ZM238 58H240V61H238ZM135 59H137V60H135ZM167 59V60H166ZM181 59V60H180ZM189 59L191 60L190 62H189ZM214 59V60H213ZM228 62H226L225 60ZM229 59V60H228ZM246 59V60H245ZM129 60H130V63H129ZM138 60L140 61V62H138ZM151 60V61H150ZM175 60V61H174ZM204 60H205V58H204ZM216 60H217V62H216ZM223 60V61H222ZM242 60V61H241ZM37 61V62H36ZM39 61V62H38ZM136 61V62H135ZM142 61V62H141ZM144 61V62H143ZM147 61V62H146ZM163 61V62H162ZM171 61V62H170ZM194 61V62H193ZM208 61V62H207ZM211 61V62H210ZM236 61V62H235ZM149 62V63H148ZM165 62H167V63H165ZM216 62V63H215ZM223 62H226V63H223ZM239 62H241V64L242 65H240L239 64ZM247 62H249V63H247ZM128 63V64H127ZM146 63H148V65L146 64ZM164 63V64H163ZM187 63H190V64H188L187 65ZM198 65H197V64ZM203 63H204V66H203ZM206 63H207V65H206ZM214 65H213V64ZM231 63H233V65L231 64ZM236 63H238V64H236ZM244 63V64H243ZM26 64V65H25ZM134 66H133V65ZM136 64V65H135ZM142 64H144L145 66L147 65V67L148 68H146L144 65H142ZM162 64V65H161ZM167 64V65H166ZM182 64V65H181ZM201 64V65H200ZM211 64V65H210ZM219 64V65H218ZM226 64V65H225ZM234 64H236V65H240V69L236 66V65H234ZM246 64H247V66H246ZM139 65V66H138ZM141 65V66H140ZM157 65V66H156ZM170 65V66H169ZM172 65V66H171ZM190 65V66H189ZM197 65V66H196ZM200 65V66H199ZM217 65V66H216ZM222 65V67H220ZM229 65H231V67L229 66ZM249 65V66H248ZM143 66H144V68H143ZM156 68H155V67ZM174 66V67H173ZM185 66V67H184ZM187 66V67H186ZM198 66H199V69H198ZM202 66H203V68H202ZM214 66H216L217 67V69H216V71H213V69H215L216 67H214ZM219 66V67H218ZM232 66L234 67V70H238V71H231L233 68H232ZM236 66V67H235ZM252 67V68H254V70L257 72L258 70V72H259V75L260 74H262V76H263V80H261V75L259 76L258 75V77H261L260 79H259V81L261 82L262 81V84L260 83V86H261V88H259L260 86L258 85V89L257 88H249L247 85H246V83L244 82V79H245V77H246V75H245V72H243V70H242V73L240 72L241 71V68L242 67ZM263 68H262V67ZM16 67V68H15ZM136 67V68H135ZM140 67V68H139ZM150 67V68H149ZM176 67V68H175ZM192 67V68H191ZM213 67V68H212ZM224 67V68H223ZM152 68V69H151ZM162 70H161V69ZM185 68V69H184ZM209 68H211V70H209ZM221 70H223V71H221ZM223 68V69H222ZM228 68V69H227ZM231 68V69H230ZM256 68H257V70H256ZM133 69V70H132ZM137 69V70H136ZM141 69H143V70H140ZM146 69V70H145ZM165 69H166V71H165ZM174 69V70H173ZM193 69H195V70H193ZM196 69H198V70H200V71H197ZM206 69H208L207 71H206ZM227 69V70H226ZM261 69V70H260ZM124 70H126V71H124ZM18 71H20V72H18ZM128 71V72H127ZM134 71V72H133ZM135 71H137V72H135ZM144 71V72H143ZM159 71V72H158ZM179 71V72H178ZM197 71V72H196ZM207 73H206V72ZM208 71H209V73H208ZM220 71V72H219ZM163 72V73H162ZM189 72V73H188ZM191 72V73H190ZM200 72V73H199ZM205 72V73H204ZM211 72V73H210ZM216 72V75L214 74V75H212L213 73H215ZM222 72V76L220 75V73ZM226 72H228L227 73V76H226ZM232 72H233V74H232ZM238 72H240V73H238V75H240V76H238L237 75V73ZM261 72V73H260ZM138 73V74H137ZM140 73H142V74H140ZM193 73H195V74H193ZM198 73H199V75H198ZM203 73V74H202ZM229 73H231V74H229ZM235 73H236V78H235V76L233 77L234 79H233V82H232V76L233 75H235ZM134 74V75H133ZM168 74H170V76L168 75ZM172 74V75H171ZM176 74V75H175ZM182 74V75H181ZM191 74V75H190ZM205 74V75H204ZM224 74V75H223ZM242 74V75H241ZM258 74V73H257ZM139 77H138V76ZM142 75V76H141ZM146 75V76H145ZM161 75H163V76H161ZM168 75V76H167ZM187 75V76H186ZM197 75V76H196ZM200 75H201V78H199L200 77ZM208 75V76H207ZM132 76L134 77V76H136V77H134V78H132ZM171 76H173V77H171ZM174 76L176 77V78H174ZM179 76V78H177ZM202 76H204L203 77V79H202ZM225 76V77H224ZM229 76H230V78H229ZM245 76V77H244ZM130 77V78H129ZM144 77V78H143ZM163 77H165V78H163ZM181 77V78H180ZM184 77V78H183ZM186 77H188V78H186ZM209 77V78H208ZM216 77H219V78H221V79H219V78H216ZM224 77V78H223ZM227 77V78H226ZM240 79V81H239V79ZM6 78V77H5ZM138 78V79H137ZM141 80H140V79ZM147 78V79H146ZM192 78V79H191ZM199 78V79H198ZM208 78V79H207ZM213 78V79H212ZM214 78H215V81L218 79V81H214ZM224 80H223V79ZM244 78V79H243ZM120 79H122V80H120ZM142 79H143V81H142ZM183 79V80H182ZM189 79V81H187ZM227 79V80H226ZM238 80V81H236V80ZM124 80V81H123ZM134 80H135V82H134ZM137 80V81H136ZM141 81V82H139V81ZM150 80V81H149ZM195 80V81H194ZM210 80H211V83H210ZM213 80V81H212ZM219 80H220V82H219ZM226 80V81H225ZM230 82H229V81ZM243 82H242V81ZM130 81H132V82H130ZM149 81V82H148ZM187 81V82H186ZM192 81V82H191ZM201 81V82H200ZM223 81H225L224 83H223ZM228 81V82H227ZM235 81H236V83H235ZM131 84H130V83ZM145 82V83H144ZM186 82V83H185ZM195 82V83H194ZM204 82V83H203ZM207 82V83H206ZM217 82H219V83H217ZM221 82H222V84H221ZM238 82V83H237ZM122 83V84H121ZM134 83H138V84H143L142 86L140 85H138V84H134ZM148 83V84H147ZM151 83H152V85H151ZM170 83V84H169ZM174 83V84H173ZM177 83V84H176ZM190 83V84H189ZM225 83H228V85L230 86H227ZM234 83V84H233ZM245 85H244V84ZM259 83V82H258ZM144 84L147 86V88H146V86H145V88H144ZM194 84V85H193ZM243 84V85H242ZM135 87V89H133V91H131V87ZM134 85H138V87H136V86H134ZM150 85V86H149ZM167 85L165 86L167 89H168V87H167ZM182 85V86H181ZM186 85H187V87H186ZM190 85V86H189ZM212 85H213V87H212ZM218 85L222 88H220V89H218ZM154 86V87H153ZM180 86H181V88H180ZM188 86L190 87V88H188ZM193 88H192V87ZM202 89H200L199 87ZM202 86V87H201ZM224 86H225V88H224ZM237 87V88H235V89H233V87ZM44 87V86H43ZM129 87H130V89H129ZM185 87V88H184ZM205 87V88H204ZM41 88H42V86H41ZM138 88V89H137ZM140 88V89H139ZM144 89V90H142V89ZM153 88V89H152ZM182 88H184V89H182ZM187 88V89H186ZM227 88V89H226ZM229 88H232V89H229ZM239 88V89H238ZM242 88V89H241ZM249 88V89H248ZM46 89V90H45ZM49 88L48 87H44V88H42V89H40V87H39V91H38V93H37V95H36V99H35V101H34V109L35 110H37V111H34V112H32L31 113V115H30V117L31 118H33V120H34V124L32 125V126H29V128H31V129H35V130H38L39 131V135H38V139L36 140V142H34L35 140H30L29 138H27V139H29L28 141L25 139H22V141H20L19 143H17V145H16V143H15V145H14V149H13V152L14 153H16L17 151V154L18 155H20V156H26V154H27V156L30 154V152H31V154L35 151H37L36 152V154H38V156H37V158L40 156L41 158H42V155H43V157H45L46 156V160L44 159V162L45 161H47V163L49 164H47L46 162L44 163L45 165H47V167H49L48 168V172L45 174V176L48 178H46L45 176V178H46V182L48 183V186H49V188H50V185H51V188H50V191H51V194H53V199H54V197H58L57 196V193L59 194V196H60V193L62 194V196H60V199H62V197H63V199L64 198H66V199H64L65 201V203H67V204H70L71 205V203H72V205L73 206H76V205H79L80 206V208H83V209H81L82 210V212L84 213V216H83V213L81 212V210H80V213H79V215L80 216H78V213H77V216H74L73 214H72V216H68V218H67V216L65 217V219H64V223H66V227L68 226V228L70 229V230H68V228H67V230L68 231H79L80 229V231H85L86 229L88 230L89 229V224H91V221H93V216H94V212H93V207H94V200H93V198L94 197H92L93 196V192L90 190V191H86V190H84V189H81V183H85V181L84 180H86L87 179V177H88V174L90 173V171H89V169L90 168H92L93 169V171H95V173H96V171L98 170L99 171V169L101 168L100 167V165H99V163H97V164H95L94 163V165H93V163H91V161L89 160L90 158L88 157L89 156V150L90 149H88V147L87 146H84V144L85 145H87V143H85L86 142V137H87V135L86 134H88L89 133V131L90 130H92V131H90V132H96V131H98L99 130V126L102 124V122H103V120L102 119H104V117L102 116V115H100V114H97L96 112H94L92 109H90V107H88L89 106V104H87L86 102L84 103V100H82L83 99V97H82V99H81V97L78 95V94H74V95H72L73 96V102L72 103H70V106L71 107H69V104L66 106V108H65V113H64V116H63V119L61 118V117H59V115H56L55 114V112H54V109H51V108H53L52 106H53V102H54V99H53V93L50 91L49 93H47L49 90H48ZM121 89H119V90H121ZM186 89V90H185ZM216 89V90H215ZM244 89L245 90H247V91H244ZM261 89V90H260ZM43 92V90H44V92H43V94H40V93H42L41 91ZM188 90V91H187ZM217 90H219V91H217ZM226 90V91H225ZM229 91V93L230 94H228V91ZM232 90V91H231ZM238 90V93H235L236 91ZM138 91H140L139 93H137ZM177 91H181V92H183V93H185V92H189V94H188V96H187V94H185V96L183 95V93H178ZM191 91L194 93H191ZM211 91V92H210ZM240 91V92H239ZM241 91L243 92L242 94H240L241 93ZM46 92V93H45ZM122 92V91H121ZM200 92V93H199ZM202 92V93H201ZM206 92V93H205ZM215 92V93H214ZM220 92H223V93H220ZM235 93V96H234V93ZM245 92H246V95H245ZM253 92V93H252ZM257 92H259V93H257ZM261 92H263V93H261ZM45 93V94H44ZM142 93V94H143ZM150 93V94H149ZM195 93H196V95H195ZM197 93H198V95H197ZM204 93H205V95H204ZM220 95H219V94ZM251 93V94H250ZM254 93H255V95H254ZM49 94V95H48ZM190 94H192V95H190ZM203 94V95H202ZM214 94V95H213ZM216 94V95H215ZM223 94H225V95H223ZM239 94V95H238ZM253 94V95H252ZM262 94V95H261ZM42 95H44V97L45 96H47V97H45V98H43V96ZM51 95V96H50ZM183 95V96H182ZM190 95V96H189ZM199 95H201V96H199ZM208 95V96H207ZM219 95V96H218ZM229 95V96H228ZM240 96V97H238V96ZM249 97H248V96ZM50 96V97H49ZM192 96H194V97H192ZM196 96V97H195ZM203 96V97H202ZM213 96V97H212ZM216 97V100L214 99L215 97ZM218 96V97H217ZM224 97V100H223V97ZM226 96V97H225ZM236 96H237V98H236ZM259 96V97H258ZM38 97V98H37ZM49 97V98H48ZM80 97V98H79ZM191 97H192V99H191ZM231 97V98H230ZM245 97H246V100L248 99V101H246L245 100ZM250 97H251V99H250ZM254 97V98H253ZM262 99H261V98ZM39 98H41L40 100H39ZM48 99V101H49V99H51L49 102H52V103H48L46 100ZM184 98H186V100L184 99ZM188 98V99H187ZM197 100H196V99ZM210 98H211V100H210ZM234 98V100H233V102H232V99ZM238 98H239V101H238ZM256 98V99H255ZM46 99V100H45ZM221 99H222V102H221ZM235 99H237V100H235ZM241 99V100H240ZM254 99V100H253ZM34 100V99H33ZM38 100V101H37ZM79 100V101H78ZM191 101V102H189L188 103V101ZM198 100H200V101H198ZM208 100V102H206ZM228 100H229V104H228ZM231 100V101H230ZM256 100H257V102H256ZM259 100H263V101H259ZM40 101H41V103H40ZM218 101V102H217ZM235 101V102H234ZM251 101V102H250ZM27 102H28V104H32L33 103V101H32V98H30V99H28L27 100ZM31 102V103H30ZM43 102V103H42ZM77 102V103H76ZM79 102V103H78ZM166 102H168V100H164L163 102L162 101H160L159 103L158 102H152L151 104V106L152 107H154V108H157V109H159V108H161V107H165L166 106ZM180 102V103H179ZM202 102V103H201ZM206 104H205V103ZM220 102V103H219ZM252 104V105H250V103ZM39 103V104H38ZM163 103V104H162ZM191 103V104H190ZM208 103V104H207ZM212 103H213V105H218V106H222V105H228L227 106V109L226 108H224L223 109V107H225V105L224 106H222V111L224 112V114L226 115V117L224 118V119H221V118H217V117H215V115H213V111L212 110H209V108L211 109L212 107L211 106H213L212 105ZM219 103V104H218ZM234 103H236V104H234ZM239 103H240V107H239ZM43 106H42V105ZM51 106H50V105ZM79 104L81 105L80 107H78L79 106ZM83 104V105H82ZM180 104V105H179ZM186 104V105H185ZM187 104H190V107H187L188 105ZM210 104H211V106H210ZM245 104V105H244ZM259 106H258V105ZM263 105V106H260V105ZM86 105V106H85ZM153 105H155V106H153ZM161 105V106H160ZM165 105V106H164ZM177 105V106H176ZM199 105V106H198ZM204 105H205V107H204ZM208 105L210 106V107H208ZM229 105L231 106V105H233V106H235V107H229ZM246 106V107H244L243 108V106ZM159 106V107H158ZM176 106V107H175ZM192 106H194V107H192ZM201 106V107H200ZM242 106V107H241ZM249 106H253V107H249ZM39 107V108H38ZM47 107V109H45ZM76 107V108H75ZM85 107L87 108V109H85ZM170 107V108H169ZM178 107V108H177ZM200 107V108H199ZM248 107V108H247ZM42 108V109H41ZM67 108H68V110L69 111H67ZM169 108V109H168ZM174 108L176 109V111L174 110ZM182 109L181 110V114H179V116H177V111H178V109ZM190 108V109H189ZM198 108V109H197ZM202 108V109H201ZM232 108V109H231ZM238 110H237V109ZM245 108H247V109H245ZM252 110V111H250V109ZM257 108H259V110L257 109ZM72 109V110H71ZM75 109H76V111L78 112V113H76V111H75ZM83 109V110H82ZM86 110V112H85V110ZM90 109V110H89ZM174 111H172V110ZM188 109L190 110V111H188ZM231 109V110H230ZM234 109V110H233ZM262 109V110H261ZM51 110V111H50ZM88 110V111H87ZM183 110H185V111H183ZM187 110V111H186ZM192 110H193V112H192ZM196 112H195V111ZM205 110V111H204ZM226 110H227V112H226ZM242 111V112H240V111ZM247 110V112H244V111H246ZM249 110V111H248ZM258 110V112H259V114L256 112ZM261 110V111H260ZM47 113L46 115H48V116H46L45 115V113ZM67 111V112H66ZM172 111V112H171ZM199 111H201L200 113H199ZM206 111H208V112H206ZM210 111H212V114H211V112ZM230 111H232V112H230ZM263 111V112H262ZM55 114H53V113ZM72 114L73 115V117L69 114ZM89 114H88V113ZM186 112H188V113H186ZM191 112V113H190ZM226 112V113H225ZM233 112H239L241 115H240V117H239V113L237 114V116L239 117V118H237V117H235L236 116V114H234ZM249 112V113H248ZM251 112V113H250ZM41 113V114H40ZM44 113V114H43ZM75 113V114H74ZM87 113V114H86ZM91 113V114H90ZM95 113V114H94ZM171 113L172 114H174V115H172L171 116ZM176 113V114H175ZM185 113V114H184ZM194 113V114H193ZM199 113V114H198ZM203 113V114H202ZM229 113H230V115H229ZM233 113V114H232ZM246 113V114H245ZM257 115H256V114ZM263 115H262V114ZM50 114V115H49ZM66 114V115H65ZM86 114V115H85ZM183 114V115H182ZM189 114V115H188ZM192 114H193V116H192ZM206 114H208V115H206ZM209 114H211L212 116H213V118L214 119H220V120H215L214 121V119L212 118V116L210 117V115ZM244 114L247 116V115H249V116H245L244 117V119H242L243 117L242 116H244ZM251 114H252V117H254L253 119H251ZM256 115V117L257 118H255V115ZM36 115V116H35ZM47 118L48 117V119H49V121L50 122H47L48 120L46 119V118H44V116ZM51 115H53V116H51ZM74 115H77V116H74ZM90 115H91V117H90ZM97 115H100V116H97ZM200 115H203V116H200ZM233 115H235L234 117H233ZM70 116V117H69ZM93 116V117H92ZM176 116V117H175ZM184 116V117H183ZM186 116V117H185ZM190 116H191V118H190ZM196 116V117H195ZM204 117V118H202L201 119V121H200V117ZM228 116H229V119H228ZM231 116V117H230ZM260 116H262V118L260 117ZM52 117V118H51ZM55 117H57L58 118V120L60 119V122L61 123H63V124H61L58 120V122L56 121V118ZM72 117V118H71ZM77 117V118H76ZM79 117V118H78ZM80 117H82V118H80ZM96 117V118H95ZM180 117V119L179 120H177L178 118ZM194 117H195V119L197 120V121H195V120H193L194 119ZM242 117V118H241ZM250 119H249V118ZM259 117V118H258ZM41 118V119H40ZM44 118V119H43ZM51 118V119H50ZM55 119V121H54V119ZM71 118V119H70ZM74 118H76V119H74ZM91 118V119H90ZM175 120H174V119ZM177 118V119H176ZM184 118H186V120L187 121H185L184 120ZM232 118V119H231ZM248 118V119H247ZM41 120V122L44 120V123L43 124H41L40 123V120ZM46 119V120H45ZM81 119V120H80ZM84 119V120H83ZM90 119V120H89ZM184 120L186 123L187 122H190V124H192L193 125V123H194V125H195V122H196V126H190L189 128H188V126L190 125V124H186L185 122H183L182 120ZM191 119V120H190ZM210 119H211V121H210ZM213 119V120H212ZM241 119V120H240ZM66 120H69V122H70V124H68L69 122L68 121H66ZM75 120V121H74ZM87 120V121H86ZM95 120V121H94ZM99 120V121H98ZM180 120H181V122H180ZM210 122H209V121ZM228 120V121H227ZM231 120V121H230ZM235 120V121H234ZM236 120H238L239 122H240V124H241V128H237V127H239V123L237 124V121ZM243 120V121H242ZM250 120V121H249ZM256 120V124H257V122H259L257 125L255 124V121ZM47 122V125H44L46 122ZM74 121V122H73ZM82 121V122H81ZM89 121V122H88ZM92 121L94 122V123H92ZM177 121H178V123H177ZM193 121V122H192ZM200 122V126L199 125H197V124H199V122ZM219 121H221V123L219 122ZM226 121V122H225ZM232 121H234V122H232ZM250 122V123H252L251 125H256L255 127L258 129V132L257 133H252V135H250L251 134V132L248 130L249 129V127H250V123H246V122ZM51 122H53L52 124H51ZM57 124H56V123ZM76 122V123H75ZM79 122H81V123H83V125H84V122H85V125H84V127H83V129L84 128H86V131H85V129H84V131L86 132V134L84 133V131H80L81 129H82V124H80ZM98 122V123H97ZM192 122V123H191ZM203 122V123H202ZM215 122V123H214ZM216 122H218V124L216 123ZM223 122H225V124L223 123ZM229 122V123H228ZM232 122V123H231ZM245 124H244V123ZM253 122H254V124H253ZM51 126H55V127H50V125ZM55 123V124H54ZM67 123V124H66ZM86 123H87V125H86ZM91 123V124H90ZM170 123V124H169ZM211 126V127H213L214 129V131H215V129H216V131H218V132H220V133H218V132H216L215 131V133H213L212 132V134H210L209 135V133L207 132V130H206V127H208L207 125L208 124ZM242 123H243V125H242ZM59 124V125H58ZM73 124V125H72ZM76 124H78L77 126H76ZM80 124V125H79ZM93 124H94V126L96 127V129H95V127L93 126ZM97 124V125H96ZM100 124V125H99ZM177 124V125H176ZM181 124V125H180ZM185 124V125H184ZM204 124V125H203ZM207 124V125H206ZM49 125V126H48ZM59 127H58V126ZM65 125V126H64ZM67 125V126H66ZM71 125L72 126H74V128L73 127H71ZM92 125V126H91ZM170 125H171V127H173L174 125L175 126H177V127H179V128H176V127H173L172 129H174V130H172L171 129V127H170ZM173 125V126H172ZM179 125V126H178ZM213 125V126H212ZM215 125H216V127H215ZM221 125V126H220ZM222 125H223V128H222ZM225 125V126H224ZM228 125H237V127L235 128V132H234V134L235 135H232V137H231V135L229 136L230 138H228V136L226 135V128H228L227 126ZM245 125L247 126V127H245ZM45 126V127H44ZM47 126V127H46ZM57 126V127H56ZM68 126H70V127H68ZM91 128H90V127ZM183 126V127H182ZM220 126V127H219ZM259 126H261V127H258ZM63 127L65 128L64 130H63ZM193 127L196 129L197 128V134H196V131H195V129L193 130ZM199 127H200V129H199ZM204 127V128H203ZM217 127H219L218 129H217ZM224 127H225V129H224ZM242 127H245V131L244 130H242V131H240L241 129H242ZM28 128V129H29ZM45 128V129H44ZM58 128V129H57ZM61 128H62V130H61ZM68 130H67V129ZM75 128H80L79 129V131H78V129H76V135H74L75 134V132H73V131H75ZM176 128V129H175ZM221 128V129H220ZM263 129V132L261 133V131H262V129ZM48 129V130H47ZM49 129H51V130H49ZM56 129H57V132H56ZM82 129V130H83ZM179 129V130H178ZM184 129H185V132H184ZM203 131H202V130ZM222 129L224 130V131H222ZM240 129V130H239ZM244 129V128H243ZM260 129V130H259ZM47 131V133H48V131H50L49 133H51V134H47V133H45L46 131ZM67 130V131H66ZM73 130V131H72ZM87 130H89V131H87ZM95 130V131H94ZM180 130H181V132H180ZM182 130H183V132H182ZM193 130V131H192ZM201 132H200V131ZM206 130V131H205ZM220 130V131H219ZM239 130V136H237L238 135V131ZM32 131V130H31ZM53 131V132H52ZM69 131V132H68ZM79 133H78V132ZM174 131V132H173ZM176 131V132H175ZM244 131V132H243ZM81 132H83L82 134H81ZM180 132V133H179ZM191 132V133H190ZM195 134H194V133ZM224 132H226V133H224ZM237 132V133H236ZM241 132H243V133H241ZM260 132V133H259ZM45 133V134H44ZM55 133V134H54ZM62 133V134H61ZM63 133L65 134V135H63ZM66 133L68 134V135H66ZM185 133L187 134L188 133V136H186L185 135ZM189 133H190V135H189ZM201 133V134H200ZM246 133L249 135H246ZM250 133V134H249ZM45 136H44V135ZM60 134V135H59ZM80 134H81V137H79L80 136ZM178 134V135H177ZM181 134V135H180ZM216 134H218V135H216ZM223 134V135H222ZM255 134H257V136L261 139V137H262V140H261V142H260V139L259 138H257V137H255L256 135ZM75 138V139H73V141H75L76 140V143L75 142H73L72 141V136ZM197 137H196V136ZM201 135V136H200ZM203 135V136H202ZM206 135H209V136H207L206 137ZM214 135V136H213ZM221 135V136H220ZM244 135V136H243ZM46 136H48V137H50V138H48V137H46ZM51 136H53V137H51ZM63 136H64V138H63ZM70 138H69V137ZM79 137V138H77V139H81V141H79V140H77L76 139V137ZM85 136V140H83L84 137ZM173 136V137H172ZM180 136V137H179ZM183 136V138L181 139L183 142H181V140L179 139V138H181ZM193 136L195 137V138H193ZM199 136V137H198ZM218 136V139L217 138H215V137H217ZM227 136V137H226ZM251 136V137H250ZM42 137H44L43 139H42ZM61 137V138H60ZM68 137V138H67ZM174 137H175V139H174ZM186 137V138H185ZM203 137H206L205 138V140H204V138ZM211 138L209 141L207 140V138ZM214 137V138H213ZM219 137H223V138H219ZM241 137H243V139H248V137H250V138H253V137H255L254 139H251L254 143H255V141L257 142V143H259L258 145H257V143H255L256 144V146H255V144L254 145H251V144H253V142L251 141L250 142V144H249V139L248 140H242V138ZM67 138V139H66ZM173 138V139H172ZM199 140H198V139ZM202 138V139H201ZM208 138V139H209ZM235 138V139H234ZM237 138H239V139H237ZM257 138V139H256ZM40 139V140H39ZM69 139H71V140H69ZM176 139H178V140H176ZM193 139H194V141H193ZM197 139V140H196ZM220 139H222V140H220ZM225 139H227V141L225 140ZM229 139V140H228ZM233 139H234V141L235 140H237V141H239V142H243V143H248V145L250 146V147H252L253 148V146H255L256 147V149L255 148H251L249 151H247V150H243V151H245V152H243L242 150H237V149H234V146H232L231 144H233L234 142H233ZM48 140V141H47ZM52 140V141H51ZM180 140V141H179ZM185 140H186V142H185ZM190 140H192V142H190ZM201 140V141H200ZM212 140V141H211ZM219 140V141H218ZM259 140V141H258ZM26 141V142H25ZM31 141V142H30ZM65 141V142H64ZM83 141H84V143H83ZM174 141V142H173ZM199 141V142H198ZM208 141V142H207ZM221 141V142H220ZM223 141V142H222ZM226 141V142H225ZM228 141H231V142H233V143H231V142H229V147H228ZM247 141V142H246ZM21 142H22V145H21ZM68 144H67V143ZM70 142V143H69ZM78 142L80 143V144H78ZM170 142H172V143H170ZM188 142V144H186ZM196 142H197V144H196ZM211 142V143H210ZM219 142V143H218ZM31 143V144H30ZM34 143V145H32ZM36 143H38V144H36ZM50 143V144H49ZM58 143H60L59 144V146L57 145ZM174 143V144H173ZM177 143V144H176ZM193 143V144H192ZM214 143H215V145H214ZM223 143V144H222ZM26 144V146H24ZM30 144V145H29ZM36 144V145H35ZM40 144V145H39ZM43 144H45V145H43ZM63 144V145H62ZM72 144H73V146L75 147L74 149H73V146H72ZM75 144H78V146L76 145L75 146ZM82 144V145H81ZM179 144V145H178ZM195 144H196V146H195ZM201 144V145H200ZM208 144V145H207ZM211 144V146H214V149H215V152L216 151H219L220 149L221 150H223V151H221V152H224V154H229L230 153V155H229V158L230 157H232V156H234V154L236 155V156H241L242 158L241 159H243L242 160V163H241V165H239L238 167L235 165H229V163H225V165L223 164V166L225 167H223V166H220V165H215L213 162V159H212V157H213V154L214 153H210V154H212V155H210L209 154V148H208V146ZM222 144V145H221ZM225 144V145H224ZM260 144H262L261 146H262V148L260 147ZM23 146V147H20V146ZM42 145V146H41ZM57 145V146H56ZM66 145V146H65ZM68 145V146H67ZM173 145V146H172ZM175 145V146H174ZM180 145H182V146H180ZM188 145V146H187ZM191 145V146H190ZM195 147H194V146ZM202 145H203V147H202ZM218 145V146H217ZM230 145L233 147V149L235 150H233V149H231V147H230ZM19 146V147H18ZM51 146H53L52 147V149H51ZM83 147V150H81L82 149V147ZM138 147H140V148H138L139 149V154L136 152V154H134L133 156H130V158L133 160L134 158V161H138V159H142V161L144 162V164H145V168L149 171V169H153V168H151V167H153L154 166V164L155 163H157V161H156V159L158 158V156L155 154V152H153V153H151L152 152V149H151V151H150V149H149V152H150V154H149V152H148V149H145V148H147V146H142L141 147V145L139 146V145H137ZM193 146V147H192ZM206 146H207V149H206ZM221 146V147H220ZM223 146V147H222ZM257 146H259V147H257ZM15 147H17V148H15ZM32 149V151L29 149ZM46 147H48V148H46ZM63 147L64 148H66L65 150H67V152L66 151H64L63 150V153L61 152L62 151V149H63ZM70 147V148H69ZM79 147V150L77 149ZM81 147V148H80ZM144 147V148H143ZM171 147H172V150H171ZM180 147V148H179ZM185 147V148H184ZM218 147V148H217ZM24 148H27V149H25V151L23 150ZM38 148V149H37ZM169 148V149H168ZM176 148V149H175ZM181 148H184V149H181ZM193 148L196 150H193ZM220 148V149H219ZM227 148V149H226ZM230 148V149H229ZM257 148L258 149H260V151H258L257 150ZM37 149V150H36ZM40 149V150H39ZM42 149H43V151H42ZM72 149V150H71ZM78 150V152H76V154L78 153V154H80L81 152V155H79V159L77 158V156L78 155H76L75 154V152L74 151H76V150ZM168 149V150H167ZM199 149V150H198ZM202 149H206V150H203L202 151ZM218 149V150H217ZM224 149H225V151H224ZM21 150H23L24 152L22 153V154H24L25 152H27V153H25L24 155H22V154H20L22 151ZM34 150V151H33ZM54 150V154L55 155H53L51 152ZM73 151V152H71V151ZM80 150H81V152H80ZM143 150H144V152H143ZM179 150V151H178ZM186 150H188V153H185L186 152ZM229 150H231V152H232V154H231V152H229ZM253 150H255L254 152H253ZM28 151H29V153H28ZM46 151H48V153L46 152ZM51 151V152H50ZM57 151V152H56ZM141 151V152H140ZM171 151H172V153H171ZM174 151V152H173ZM175 151H176V153H175ZM189 151H190V154H189ZM201 152L200 154H199V152ZM206 151V152H205ZM242 151V152H241ZM247 151V152H246ZM250 151H252V152H250ZM256 151H258V152H256ZM263 151V152H262ZM20 152V153H19ZM41 152H42V154H41ZM50 152V153H49ZM60 152V155H58L59 156V158H62V160L61 159H59L58 158V156H57V153H59ZM69 152H70V155H67V154H69ZM88 152V153H87ZM179 154H178V153ZM203 152V153H202ZM205 152V153H204ZM228 152V153H227ZM236 152V153H235ZM239 153V155H238V153ZM250 152V153H249ZM46 153V154H45ZM62 153V154H61ZM67 153V154H66ZM72 153V154H71ZM73 153H74V158H77V160L76 159H73ZM135 153V152H134ZM171 153V154H170ZM181 153H183L184 155H186V156H184L183 154H181ZM206 153H208V155L206 154ZM252 153H257V156H259V157H257L256 156V154H255V156H254V154L252 155ZM260 153V154H259ZM52 154V155H51ZM142 154H145V155H142V157H141V155ZM152 154V155H151ZM179 155V156H177V155ZM188 154V155H187ZM193 154V155H192ZM203 154H205V156L203 155ZM241 154V155H240ZM243 154V155H242ZM244 154H247V155H244ZM259 154V155H258ZM45 155V156H44ZM63 157H62V156ZM66 155V156H65ZM85 155H87V157L85 156ZM147 155H151V157H145V159H144V156H147ZM169 155L171 156V157H169ZM173 155L174 156H176V157H173ZM195 155H197V156H195ZM204 156V158H205V160L203 159V157L201 158L200 156ZM232 155V156H231ZM250 155V156H249ZM52 156V157H51ZM72 156V157H71ZM76 156V157H75ZM83 156V157H82ZM85 156V157H84ZM136 156H137V158H136ZM183 156V157H182ZM192 156V157H191ZM209 156V157H208ZM211 156V157H210ZM243 156H245L246 157V159H245V157L243 158ZM53 157H54V159L55 158H58L59 159V164H58V162H54L55 160H51V159H53ZM65 157V158H64ZM69 157V159H67ZM71 157V158H70ZM82 157V158H81ZM134 157V158H133ZM155 157H156V159H155ZM179 157H181V158H179ZM185 157V158H184ZM189 157V158H188ZM194 157H196V158H194ZM251 158V160H250V158ZM253 157V158H252ZM255 157V158H254ZM48 158V159H47ZM100 158H103V156L100 154ZM149 158V159H148ZM193 158V159H192ZM200 158H201V161H200ZM210 158V159H209ZM264 158V157H263ZM67 160V162H66V165H65V160ZM73 159V160H72ZM82 159H84V160H82ZM89 160V162H88V160ZM137 159V160H136ZM152 159V160H151ZM181 159V160H180ZM191 159V160H190ZM209 159V160H208ZM248 159V160H247ZM252 159H254V161L252 160ZM48 160H49V162H48ZM53 161L52 163H53V165H52V163H51V161ZM68 160H69V162H68ZM75 160H76V162H75ZM79 160V161H78ZM148 160V161H147ZM155 162H154V161ZM183 160V161H182ZM189 160V161H188ZM58 161V160H57ZM73 162V163H75L76 164V166H75V164H70L71 162ZM78 161V162H77ZM80 161H82V163H80ZM84 161V162H83ZM189 163H188V162ZM191 161H192V164H195V165H192L191 164ZM196 161V162H195ZM203 161H205V162H203ZM206 161H207V163H208V165H207V163H206ZM212 161V163H210ZM259 161H261V162H259ZM62 162V163H61ZM64 162V163H63ZM85 162H86V164H88V165H90V163H91V165L90 166H86L85 165ZM139 162V161H138ZM137 162V163H138ZM147 162V163H146ZM149 162H153V163H149ZM193 162H195V163H193ZM200 162H201V164H200ZM248 163V165L249 166H247V163ZM253 162V163H252ZM257 162H259V163H257ZM42 163H43V159H42ZM77 163H79V164H77ZM198 163V164H197ZM252 163V164H251ZM255 163H256V166H255ZM58 164V165H57ZM61 164H63V165H61ZM80 164H81V166H80ZM139 164V163H138ZM200 164V165H199ZM203 164V165H202ZM246 166H245V165ZM254 164V165H253ZM257 164H259V165H257ZM52 166V168H51V166ZM61 166V168H59L60 166ZM69 165V166H68ZM147 165V166H146ZM150 165V167H148ZM199 165V166H198ZM202 165V167H200ZM209 165H210V167H209ZM211 165H214V166H211ZM227 165V166H226ZM261 165V166H260ZM263 165V166H262ZM53 166H55V167H58V168H54ZM73 168H72V167ZM78 166V167H77ZM79 166H80V168H79ZM94 168H93V167ZM191 166H193V167H191ZM206 166V167H205ZM215 166H217L218 167V169H217V167H216V169L214 168ZM251 166V167H250ZM253 166V167H252ZM258 166V167H257ZM259 166H260V168H259ZM68 167V168H67ZM77 167V168H76ZM86 167V168H85ZM88 167H89V169H88ZM148 167V168H147ZM191 167V168H190ZM200 169H199V168ZM212 167V168H211ZM229 167V168H228ZM244 167V168H243ZM249 167H250V169L253 171V172H251V170H248L249 169ZM254 167H257V168H254ZM54 168V169H53ZM64 168L66 169V170H64ZM69 168H71V169H69ZM83 168V169H82ZM85 168V169H84ZM98 168V169H97ZM181 168V169H180ZM188 168H189V170H188ZM215 169L214 170V172H213V170L212 169ZM220 168H221V171H220ZM234 168V170H232ZM237 168V169H236ZM244 169V171H243V169ZM253 168V169H252ZM261 168H263V169H261ZM57 169H58V171H57ZM63 171H62V170ZM70 171H69V170ZM76 169L77 170H79V171H77V173L75 174V171H76ZM81 169V170H80ZM91 169V170H92ZM205 169V170H204ZM228 171H226V170ZM231 171H230V170ZM239 169H240V171H239ZM261 170V171H257V170ZM56 170V171H55ZM73 170V171H72ZM83 170H86L85 172L83 171ZM193 170V171H192ZM196 170H199L198 172L196 171ZM202 170H204V171H202ZM206 170H207V172H206ZM211 170V171H210ZM216 170H218L217 172H216ZM223 170V171H222ZM238 170V171H237ZM53 171H54V173L55 174H53L52 175V173H53ZM66 171V172H65ZM89 171V172H88ZM92 171V172H93ZM97 171V172H98ZM151 171V170H150ZM186 171V173H184V172ZM195 171V172H194ZM203 172V175H202V172ZM256 173H255V172ZM51 174H50V173ZM61 172H63L64 173V175H63V173H61ZM73 172V173H72ZM79 172H80V174H79ZM190 172L191 173H193V175L192 174H190ZM200 172V173H199ZM206 172V173H205ZM219 172V173H218ZM225 172H227V173H225ZM232 172H233V174H235V176L234 175H231L232 174ZM242 172V173H241ZM245 172V173H244ZM49 173V174H48ZM57 173V174H56ZM59 173V174H58ZM189 173V174H188ZM197 173V174H196ZM220 173H223V174H227L226 175V177H225V175H223V174H220ZM228 173H230V174H228ZM259 173V174H260ZM67 176H66V175ZM69 174V175H68ZM79 174V175H78ZM210 174V175H209ZM215 174H216V176H215ZM262 174H264V172L262 173ZM50 175H52V180H51V177H50ZM62 175V177H60ZM81 175H83V178H82V176ZM87 175V176H86ZM170 175V174H169ZM189 175V176H188ZM207 177H206V176ZM214 175V176H213ZM218 175V176H217ZM220 175V176H219ZM223 175V176H222ZM237 175V176H236ZM240 175H242L241 176V178H239L240 177ZM55 178H54V177ZM57 176H59L58 177V179H56L57 178ZM68 178V179H66V177ZM80 176V177H79ZM86 176V177H85ZM184 176V177H185ZM200 176H203V177H201V178H199ZM209 176H210V179H209ZM221 176H222V178H221ZM228 176V177H227ZM230 176V177H229ZM231 176H233V178L231 177ZM49 177H50V180H49ZM72 177V178H71ZM76 177H77V179H76ZM168 178H169V176H167ZM213 177V178H212ZM217 177V178H216ZM245 177V178H244ZM59 178H63L62 180L61 179H59ZM205 178H206V180H205ZM225 178V179H224ZM226 178H228V179H226ZM229 178H230V181H229ZM237 178V179H236ZM238 178H239V180H238ZM55 179V180H54ZM74 179V180H73ZM81 179V180H80ZM84 179V180H83ZM195 179V180H194ZM198 179V180H197ZM203 179V181H200V180H202ZM217 179H218V182L216 183V181H217ZM220 179V180H219ZM232 179V180H231ZM241 179H242V181H241ZM243 179H245V181H246V183H245V181L243 180ZM60 180V182H58ZM65 180V181H64ZM80 180V181H79ZM165 180V182L167 183V185H165V182L163 181V183L164 184H161V187L163 188V187H166V188H163L165 191L166 190H168V188H169V190L171 189H173L172 187H173V185H171V183L172 182H168V180L166 181V179H164ZM208 180H211V182H209ZM216 180V181H215ZM224 180H227V182L225 181V182H223ZM50 181H52V182H50ZM62 181V182H61ZM69 181L71 182V184L69 183ZM74 183H73V182ZM79 181V182H78ZM83 181V182H82ZM199 181V182H198ZM212 181H214L213 183H212ZM234 183H233V182ZM58 182V183H57ZM219 182L221 183V187H220V184H219ZM230 182H232V183H230ZM243 182V183H242ZM49 183H51V184H49ZM55 183L56 184V187L53 185V184ZM63 183L65 184V185H63ZM76 183H79V184H76ZM226 183H228V185L226 184ZM59 184V185H58ZM199 184V186L197 187V185ZM215 184V185H214ZM217 184H219V185H217ZM233 185V186H231V185ZM236 184H240V185H237V188H235L236 187ZM63 185V186H62ZM73 185H75V186H73ZM79 185V186H78ZM168 185H169V187H168ZM207 185V186H208ZM242 185V186H241ZM248 184H246V186H247ZM54 186V187H53ZM217 186V187H216ZM219 186V187H218ZM63 187H65V188H63ZM68 187V188H67ZM71 187V188H70ZM72 187H73V189H72ZM76 189H75V188ZM229 187V188H228ZM234 187V188H233ZM62 190V189H64V190H60V189ZM77 188H79L80 190H81V193L83 192V190L87 193L86 194V196H85V198H84V200H82L80 203L78 202V201H76L74 198L72 199V196H71V194L72 195H74L75 193H77V192H79L80 193V190L79 189H77ZM222 189V191H221V189ZM233 188V189H232ZM54 191H53V190ZM68 189H69V191H70V189H71V191L69 192L68 191ZM220 189V190H219ZM223 189H224V191L226 192V191H228V196H229V193H230V197H228L227 196V200L226 199H224L223 197L221 198V193L222 192H224L223 191ZM228 189V190H227ZM232 189V190H231ZM65 190H67L68 191V193H67V197L65 196H63V194H65L67 191H65ZM78 190V191H77ZM154 190H157L156 189V187H154V189L152 188L151 190H150V193H151V191H152V193H151V195L152 196H154V194H156V196H154V197H156L157 198V193H156V191H154ZM215 190H219L218 192L217 191H215ZM231 190V191H230ZM58 191V192H57ZM174 192H179L178 193V195L180 196V199H181V202L183 203V204H187L190 200L189 199H187V197L186 196H181L180 194H181V190L179 191V189L177 190H173ZM221 191V192H220ZM236 191H238L237 193H236ZM53 192V193H52ZM73 192V193H72ZM173 192V193H174ZM219 192H220V194H219ZM231 192H232V197H231ZM235 192V196H234V193ZM78 193V194H79ZM172 193V194H173ZM54 194H55V196H54ZM69 194H70V197H71V199L73 200V201H75V203L72 201V200H70V198L68 199V197H69ZM139 194H141V196L140 197H138L139 196ZM91 196V197H90ZM138 198H137V197ZM215 198H214V197ZM219 196H220V198H219ZM86 197H87V199H86ZM128 197H130V196H128ZM132 197L135 199H132ZM132 197H130V198H128V201H127V204L128 203H130V208H128V210H129V213H136L137 211H138V209H140L141 208V206H142V204H144L143 203V196H142V193H139V191H138V193L137 194H135V195H132ZM209 197V198H208ZM59 198V197H58ZM92 198V199H91ZM142 200H141V199ZM185 198V199H184ZM207 198H208V200H207ZM232 200H231V199ZM62 199V200H63ZM136 199H138V200H136ZM165 199V198H164ZM163 198L162 199H159L158 200V202H157V200H156V202L157 203H160V202H163V200H164ZM179 199V200H180ZM210 199V200H209ZM216 199H217V201H216ZM223 199V200H222ZM230 199V200H229ZM235 199V200H234ZM139 200H141V206H140V204L138 203L139 202ZM186 200H189V201H186ZM212 200V201H211ZM218 200H220V202H218ZM69 201V202H68ZM71 201V202H70ZM85 201H88V203L86 202L85 203ZM90 201V202H89ZM91 201H93V202H91ZM134 201V202H133ZM216 201V202H215ZM224 201V202H223ZM228 201H229V204H228ZM76 202H78L77 204H76ZM82 202H83V204H85L86 205V209H85V205H83L82 204ZM185 202V203H184ZM210 202V203H209ZM75 205H74V204ZM135 203V204H134ZM190 203V202H189ZM189 203H188V205H189ZM208 203V204H207ZM216 203H218V204H216ZM220 203H221V205H220ZM226 203H227V205H226ZM90 204V205H89ZM133 204L134 205H136V206H134L133 207ZM224 204V205H223ZM81 205H82V207H81ZM229 205V206H228ZM127 206H129V204L127 205ZM138 206V207H137ZM214 206H216V207H214ZM219 206V207H218ZM220 206H222V208L220 207ZM138 208V209H136V208ZM133 208H135V210H131V209H133ZM218 208V210L216 211V209ZM70 209V208H69ZM87 209H90V211L89 210H87ZM215 209V210H214ZM249 209V208H245V210H243L244 211V213H242L245 217H247V215L249 216V213H248V211H250V209L247 211V210ZM72 211H75V208H74V210H73V208H72ZM72 211H70L71 213H74V212H72ZM92 211V212H91ZM224 211V210H223ZM245 211H247V214H245L246 212ZM86 212H88L87 214H86ZM89 212H91V213H93L92 215H91V213H89ZM223 214H224V212H223ZM251 214V213H250ZM64 215V214H63ZM225 215H227V214H225ZM90 216V217H89ZM74 218V220H73V218ZM79 217V218H78ZM87 217L89 218V220L87 219ZM92 217V218H91ZM83 220H82V219ZM68 220L69 222H70V224L72 225V227H71V225L70 224H68L69 222L68 221H65V220ZM77 219V220H76ZM85 219H87V220H85ZM81 223H79V222ZM83 221V222H82ZM72 222V223H71ZM90 222V223H89ZM76 223H78V224H76ZM83 223H85V224H83ZM88 223V224H87ZM74 224V225H73ZM86 224H87V226L88 227H86ZM76 225V226H75ZM84 225V226H83ZM75 226V227H74ZM82 226V227H81ZM78 227V228H77ZM82 228H84V229H82ZM74 229H76V230H74ZM86 230V231H87ZM89 231V230H88Z\"/></svg>","mask_w":264,"mask_h":264},{"label":"crops","instance_id":"3","mask_svg":"<svg viewBox=\"0 0 264 264\" xmlns=\"http://www.w3.org/2000/svg\"><path fill=\"white\" fill-rule=\"evenodd\" d=\"M67 2L68 0H0V28L8 27L11 24V20H13L11 11L24 9L26 12H31L30 15L21 13L18 16L21 24H15L18 27V32L11 40L18 45L30 44L43 33L37 28L44 24L48 15L52 12L56 14ZM42 12H44L43 16H40ZM28 16H32L30 23H24ZM38 16V20L33 22Z\"/></svg>","mask_w":264,"mask_h":264},{"label":"water","instance_id":"4","mask_svg":"<svg viewBox=\"0 0 264 264\" xmlns=\"http://www.w3.org/2000/svg\"><path fill=\"white\" fill-rule=\"evenodd\" d=\"M191 1H194V2H200V1H202V0H191Z\"/></svg>","mask_w":264,"mask_h":264}]
</instances>
